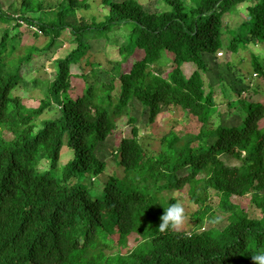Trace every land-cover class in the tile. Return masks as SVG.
<instances>
[{
  "label": "trees",
  "instance_id": "trees-1",
  "mask_svg": "<svg viewBox=\"0 0 264 264\" xmlns=\"http://www.w3.org/2000/svg\"><path fill=\"white\" fill-rule=\"evenodd\" d=\"M170 10L148 12L137 0H102L108 14L100 22H68V13L88 9L87 2L62 0L59 21L44 17L18 16L17 27L27 24L49 38L52 49L64 30L76 48L56 59L55 79L47 84L37 107H27L14 91L25 84V67L35 47L7 60L16 49L9 29L0 41V264H256L252 254L264 250V89L259 102L246 100L247 88L237 79L230 84L235 98L224 89L227 111L236 124L209 127L219 113L215 87L206 91L203 74L210 72V56L226 48L237 54L264 44V0H165ZM247 1L246 19L236 28L225 20ZM37 4L41 11L42 2ZM24 9L33 11L31 1ZM27 7V8H26ZM41 17V18H40ZM13 17L0 7V23ZM114 28L128 30L120 44V60L108 69L88 58L90 40L107 36ZM227 41V43H225ZM8 46H11L9 51ZM141 51L143 58L134 61ZM168 52L171 69L159 68ZM251 65L264 85V60L251 54ZM197 66L190 77L183 65ZM91 72V78L86 73ZM84 83L78 95L74 79ZM222 82L224 79H220ZM242 80V79H241ZM239 80L240 82H242ZM119 82V92L115 93ZM37 82V81H36ZM138 100L149 112V120L180 107L194 116L197 133L162 137L161 149L150 154L140 143L139 129L132 137L116 130L114 117L128 111ZM57 116L41 121L49 110ZM130 123H136L131 117ZM9 132L10 138H6ZM109 135L115 136L113 155L123 177L109 176L102 195L93 198L85 185L87 176L98 177L107 162L97 148ZM73 158L64 166V146ZM231 156L240 165H228ZM47 161L49 168L39 170ZM189 187V200L199 208L193 212L192 231L160 230L165 209L175 203L166 192ZM213 195L219 197L216 207ZM247 197L249 207L232 197ZM220 212L223 228L204 229L206 220ZM136 234L139 243L126 254H107L112 237L127 245Z\"/></svg>",
  "mask_w": 264,
  "mask_h": 264
},
{
  "label": "rangeland",
  "instance_id": "rangeland-1",
  "mask_svg": "<svg viewBox=\"0 0 264 264\" xmlns=\"http://www.w3.org/2000/svg\"><path fill=\"white\" fill-rule=\"evenodd\" d=\"M31 1L34 10L24 9V0H0V7L2 11L8 13L13 17L10 23H0V41L4 35V31L9 29V37H13L16 45V49L7 60H17V58L25 55L31 47H35L32 60L26 64L25 67V84L19 86L14 95L22 98L24 104L27 107H37L40 102V98H43V92L47 84L55 79V61L59 58H64L72 50L76 48V44L70 42L71 34L68 30H64L62 36L57 41L56 45L52 49H47L46 45L49 38L40 32L36 36L34 31L36 28L29 27L27 24H21L17 27L15 23L18 21V16L23 15L29 18L44 17L46 20H53L55 23L59 21L58 13L63 9L61 8L62 0H27ZM42 2L41 11L37 8V4ZM81 2H87L90 7L80 8L73 12L68 13V22L79 24L80 21L91 23L93 21L100 22L105 19L108 14L107 8L103 5L102 0H79ZM121 2L123 0H114ZM143 5L148 12H159L170 10L168 3L165 0H137ZM189 8L192 3L190 0H184ZM255 2L247 1L244 4L238 5L232 12L225 14V20L228 21L232 28L238 27L244 19H246L247 6L254 4ZM17 17V18H16ZM40 17V18H41ZM129 32L123 28H114L107 36L99 37L90 40V47L87 51L86 57L82 60V65L85 64L86 58L91 62H97L101 64L103 69H108L113 62L120 60L119 47L120 44L128 36ZM227 43V41H225ZM251 50H240L239 53L234 54L228 51L226 48L220 50L216 55L210 56L209 66L210 72L203 74L205 79L206 91L209 90V84L215 87L216 100L218 104L219 113L215 114L210 120L209 127L211 129L216 128L220 124H236V118L233 114L227 111V105L224 101V93L233 100L235 98L234 92L231 91L230 84L237 79V83L240 87L247 88L244 90L245 99L251 102H259L262 100L264 85L259 75L254 71L251 65V54H257L262 56L264 60V44L251 45ZM10 51L11 46H8ZM143 53L137 51L133 60L138 61L143 58ZM168 59H171L168 52H163L162 62L160 65L161 72L166 74L171 69V63ZM183 71L187 77L196 71L197 66L194 63H187L183 65ZM89 68H86V73L91 78V72ZM224 79L220 82V79ZM243 81H242V80ZM241 80L242 82H240ZM37 81V82H36ZM78 88L71 92L73 96L80 93L83 86V79L78 78L73 80ZM119 82L117 81V88L115 93L119 92ZM224 89V93L220 90ZM58 110L46 111L39 119L41 121L51 119L57 116ZM136 119V123L131 124L130 118ZM149 112L138 100H133L128 111L121 113L119 116L114 117L116 130L122 132L125 137H132V128L137 126L139 129L140 143L144 148L153 155L159 153L161 149L160 140L164 135L170 131L176 132L178 135H184L187 133L198 132V122L194 116H185L183 110L180 107L171 106L169 110L160 114L155 122L151 123L149 120ZM6 138H10L9 132H5ZM115 143V136L109 135L107 139L100 143L97 148V154L100 158L107 162L105 172L98 177L87 176L85 185L89 188L93 198L102 195L103 183L107 181L109 176L123 177V169L118 164V159L113 155V147ZM73 158V150L67 145L64 146L62 155L60 158V164L65 165L69 160ZM224 162L228 165H240L241 162L231 156L223 158ZM39 170L44 171L49 168L47 161H42L39 164ZM189 187L178 191L166 192L167 197H175L180 200L185 207L186 221L178 227L180 230L192 231L196 228V221L192 217L199 205L193 204L188 197ZM232 201L237 204L249 207V201L247 197L233 196ZM219 203V197L213 195L211 204L216 207ZM227 224L226 217L220 212H216L211 215L205 222L204 229L210 228H223ZM113 241L110 242V247L106 248L107 254H115L120 252L126 254L131 251L134 246L139 243V237L136 234H132L128 238L127 245L118 244V236L112 237Z\"/></svg>",
  "mask_w": 264,
  "mask_h": 264
},
{
  "label": "clouds",
  "instance_id": "clouds-1",
  "mask_svg": "<svg viewBox=\"0 0 264 264\" xmlns=\"http://www.w3.org/2000/svg\"><path fill=\"white\" fill-rule=\"evenodd\" d=\"M186 219L184 204L180 200H177L165 209L164 214L161 217L162 223L160 224L159 229H176L182 226ZM252 259L256 264H264V250L253 253Z\"/></svg>",
  "mask_w": 264,
  "mask_h": 264
}]
</instances>
